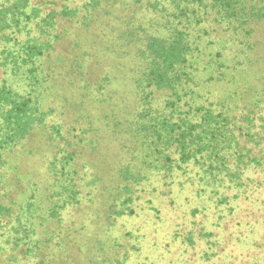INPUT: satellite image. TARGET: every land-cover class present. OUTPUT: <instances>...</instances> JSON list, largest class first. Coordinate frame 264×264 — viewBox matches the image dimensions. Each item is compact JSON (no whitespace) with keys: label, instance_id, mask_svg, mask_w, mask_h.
I'll use <instances>...</instances> for the list:
<instances>
[{"label":"rangeland","instance_id":"1","mask_svg":"<svg viewBox=\"0 0 264 264\" xmlns=\"http://www.w3.org/2000/svg\"><path fill=\"white\" fill-rule=\"evenodd\" d=\"M63 1L77 9L71 20L58 17L50 34H42L36 22L27 26L33 27L30 34L48 35L45 40L53 43L49 57L40 61L39 73L46 80L37 90L42 109L49 112L43 125L13 149L6 167V193L18 203L34 194L37 205L44 206L57 191L49 161L54 153H64L63 140H50L49 126L60 125L62 135L81 145L72 164L78 202L64 203L59 220L47 218L37 225L55 234L40 246L39 257L43 254L53 264H264V150H253L262 158L260 164L248 162L237 176L222 170L218 182L203 181L190 163L171 177L150 172L147 164L141 165L144 150L128 148L136 138L134 126L129 131L128 124L142 105L137 81L145 60L140 49L147 32L165 31L163 19L144 8L133 13L129 5L115 3L118 0L105 5L29 0L44 12ZM24 33L18 41L26 39ZM207 33L200 32L197 41L204 55L220 52L219 61L232 63L236 56L231 41L210 49ZM254 34L256 41H264V28ZM16 79L11 81L21 90ZM221 87L217 84L208 92L219 98ZM161 99L154 93L153 107ZM258 115L264 117V104L255 119L256 130L264 132ZM135 143L142 147L144 140L137 136ZM125 163L142 167L148 176L126 183L118 174ZM15 176L16 182L10 179ZM17 252L0 236V264H33L38 258Z\"/></svg>","mask_w":264,"mask_h":264},{"label":"trees","instance_id":"2","mask_svg":"<svg viewBox=\"0 0 264 264\" xmlns=\"http://www.w3.org/2000/svg\"><path fill=\"white\" fill-rule=\"evenodd\" d=\"M90 1L105 5L107 0ZM117 2H123L124 7L129 5L133 13L144 8L154 17L160 14L162 30H165L147 32L149 35L140 49L145 60L137 81L142 105L128 124L129 131L134 126L133 137H136L128 148L130 152L137 148L144 150L141 165L147 164L150 172H160L166 178L190 163L200 173L199 178L218 182L222 170L237 176L248 162L260 164L262 158L253 150L257 147L259 151L264 150V132L256 130L255 124L257 112L264 104V47L260 49L258 45L264 41H256L258 36L254 33L264 28V0ZM76 10L64 1L45 12L38 3L29 0L0 3V236L12 251L18 248L17 253L38 257L33 264H53L43 254L39 257L42 252L39 248L55 234L37 225L47 218L59 220L64 203L78 202L72 164L81 153V145L62 135L60 125H50V140L64 141L61 145L64 153L59 157L54 153L49 161L48 169L54 175L52 186H57L53 200L39 206L34 201L35 195L30 194L18 203L6 193L5 187L9 185L6 167L13 149L35 127L43 125L49 112L42 109L37 90L46 80L42 71L39 73L40 61L49 57L53 43L45 40L48 35L30 34L33 27L27 26L36 22L35 27L42 34H50L58 17L71 20ZM208 30L210 49L217 42L231 41L230 49L236 56L232 63L219 61L220 52L213 57L204 55L197 41L200 32ZM23 31L26 39L18 41L17 36ZM16 77L21 90L11 81ZM217 84L222 86L219 98L213 96L214 92H211L213 95L208 92ZM154 93L162 95L160 105L155 107L151 102ZM258 118L264 120L263 116ZM262 126L263 123L261 129ZM137 136L144 140L142 147L135 143ZM88 143L95 140L89 139ZM118 174L126 183L148 176L142 167L135 169L128 163L121 166ZM10 179L16 182L18 176ZM231 179L236 181L235 177Z\"/></svg>","mask_w":264,"mask_h":264}]
</instances>
